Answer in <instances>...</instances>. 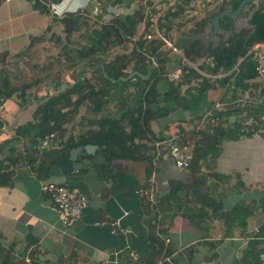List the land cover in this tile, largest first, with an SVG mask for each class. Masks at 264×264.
Returning a JSON list of instances; mask_svg holds the SVG:
<instances>
[{
	"label": "trees",
	"instance_id": "16d2710c",
	"mask_svg": "<svg viewBox=\"0 0 264 264\" xmlns=\"http://www.w3.org/2000/svg\"><path fill=\"white\" fill-rule=\"evenodd\" d=\"M57 1L31 0V8L40 15H48L47 5ZM107 1V4L116 5L123 0H94L100 10L94 18L91 12L84 9L53 17L62 27L63 55L69 61L74 56L80 62L77 78L71 83L57 81L54 83L55 89L61 85L63 88L54 94L35 98L36 104L29 119L15 126L11 137L0 142V186L11 185L13 168L18 162L28 165L40 182H44L50 179L47 176L48 168L56 164L60 156H67L70 148L95 144L106 153V160L143 163L145 182L140 188L146 193L151 186L150 177L157 169L154 164L155 146L166 139L162 132L152 131V121L167 117L175 109H196L208 91L215 89H224L221 92L222 98L229 93L238 96L244 91H248L254 100L264 96V90H259L261 83L255 72L253 54L247 53L253 44L264 43L263 8L253 10L249 15L246 22L248 27L238 32L230 31L226 38L218 40L214 45H205L200 39H194L196 34H202L215 15L227 9L234 11L241 0L205 2L199 14L193 11V0H173L163 9L155 7L151 0H126V4L134 5L131 11L110 14L108 19H104L102 15L107 12ZM249 11H245L243 16H247ZM231 25L228 17L219 20L222 30H230ZM74 33L84 42L71 48L68 44L73 43L71 37ZM147 35L150 37L147 38ZM42 37L43 32L28 37V43L23 49L25 53ZM55 40H59V37L56 36ZM117 47L122 50L116 51ZM23 50L12 56H24ZM7 57L6 51L0 52V104L12 95H16L21 102L26 101L25 90L38 84L39 78H34L30 83L13 84L10 71L5 67L16 62H11L13 58ZM151 65L154 67L147 79H121L132 71L145 75ZM175 70L179 71L178 77L170 80L168 75ZM108 106L113 112H107ZM81 107L82 113L79 110ZM230 110H211L209 119L216 125L212 131L204 128L191 130L180 139L172 140V143L189 149L188 167L195 166L198 161L213 160L222 139L238 135L249 137L263 126L260 118L264 115L261 114V102L242 108L236 104L232 112L240 114L233 122H229L226 117ZM242 111L244 114L241 115ZM248 117H252L256 124L244 132L241 130V121ZM212 122L206 123L205 127ZM225 123L230 127H221ZM67 125L70 127L67 128ZM50 134L53 135V141L48 147L41 148V142ZM19 141L22 142V148L16 152ZM5 146L8 147V154H3ZM91 167L100 180L121 187L126 171L114 172L102 165ZM85 170L82 168L78 172ZM78 189L83 192L82 188ZM190 190L192 188L189 185L173 181L169 183V192L154 204L144 193L140 195L142 206L149 212L142 220L147 233L137 238L135 246L131 245L124 251L127 254L124 264H155L161 260L160 257L168 250H163L161 243L150 235L155 225L163 227L158 222L159 216L152 211L158 209L157 213L164 214L167 202L176 201L179 192L187 193ZM193 193L198 195L196 188ZM199 196L202 202H198V206L204 210L206 219L220 209L219 200L209 195ZM259 206L264 211L263 202L260 201ZM247 209V206L238 203L229 211L233 215H226L227 212L224 220L238 216L237 219L241 221L234 223L243 231L245 217L250 214ZM204 216L198 214L195 217L202 219ZM164 231L165 227L158 232L161 234ZM254 235L239 249L233 264H256L259 254L264 251V221ZM260 243H263V247L257 248ZM201 246L210 250L216 246V242L204 241ZM130 250L137 253L134 259L129 256ZM163 261L160 262L170 264ZM0 264L26 263L23 253L15 254L12 244L3 245L0 241Z\"/></svg>",
	"mask_w": 264,
	"mask_h": 264
},
{
	"label": "crops",
	"instance_id": "0c3cea01",
	"mask_svg": "<svg viewBox=\"0 0 264 264\" xmlns=\"http://www.w3.org/2000/svg\"><path fill=\"white\" fill-rule=\"evenodd\" d=\"M84 1L65 0L63 2L67 5L63 7L59 3L53 7L54 11L59 12L57 16L51 15L50 2L47 5L48 17L58 18L64 12L81 10ZM129 4L127 12L134 6ZM122 5H126V0L122 1ZM106 9L108 12H103L105 16L102 15L104 19H108L110 14H121L114 13L119 10L117 7ZM28 12L36 13L32 16L35 21L47 17L29 7L25 12L18 10L15 15L22 24L19 22L21 26L13 28V34L8 32L0 39L1 43L10 46L0 48V52L6 51L9 56L21 50L23 46L16 47L12 42H23L28 37L29 27L23 26ZM94 17L97 16H92ZM221 32L218 40L229 34L225 32L227 35L222 36ZM216 42L217 40L212 41L211 44ZM175 53L179 54L178 51ZM258 78L261 83L259 90H264V78ZM223 91V88L208 91L205 99L194 110L175 109L167 117L151 122L152 131L162 132L166 139L155 146L154 164L157 169L150 177L151 186L146 193L140 188L145 182L143 163L137 162L117 161V169H111L114 172L126 171L121 187L100 180L91 166L85 167L86 170L82 173L72 171L60 177H49L51 181L82 188V193L86 196L87 205L80 218L67 228L61 226L50 210V198L41 191L40 180L28 165L16 163L11 185L0 186L1 243L12 244L15 254L23 253L26 264H124L127 261L124 251L131 245L135 246L137 238L147 233L142 220L149 212L142 206L140 195L144 193L151 204H154L169 192V183L176 181L189 185L192 190L187 193L181 191L176 201L167 202L164 214L157 213L158 209L152 211L159 216L158 222L163 227L155 225L150 235L161 243L163 250H168L157 261L164 260L170 264H233L239 249L255 236L253 228L258 230L264 221V211L259 209V202L264 204V118L262 133L252 137L238 135L222 139L213 160H202L201 163L198 161L193 167L179 170L168 154L172 140L180 139L186 132L202 128L206 131L213 130L216 125L209 119L211 110L219 112L231 109L226 117L229 122H233L240 114L232 112L236 104L242 108L261 102V114H264V96L254 100L248 91H244L238 96L236 93H229L222 98ZM15 97L16 95H12L7 99L0 110V142L10 138L12 129L27 121L32 112L28 113V107L24 109L15 102ZM26 99L28 101L30 95H26ZM107 108V112H113L109 106ZM208 122L212 123L205 127ZM221 127L230 125L225 123ZM21 144V141L16 144V152L21 151ZM3 154H8L7 146L4 147ZM195 188L197 196L193 193ZM199 195H209L221 203L220 209L207 219L204 210L198 206V202H202ZM238 203L247 206V212L250 213L245 217L243 231L234 223L241 221L237 219L238 216L224 220L227 212L226 215H233L229 211ZM198 214L204 218L195 217ZM116 218H120V227L113 230L109 223ZM164 227V233L160 234L158 231ZM204 241H214L216 246L209 250L201 246ZM261 247L263 243L257 245V248ZM256 264L264 263L259 258Z\"/></svg>",
	"mask_w": 264,
	"mask_h": 264
},
{
	"label": "rangeland",
	"instance_id": "374dc122",
	"mask_svg": "<svg viewBox=\"0 0 264 264\" xmlns=\"http://www.w3.org/2000/svg\"><path fill=\"white\" fill-rule=\"evenodd\" d=\"M63 1L65 2V0H61V1L58 0L57 2H51V9L53 11L51 10L50 12L52 16H57V14L59 13L56 10L54 11L53 8L54 6H57L59 3L61 4V7L67 5ZM151 1L155 7L163 9L166 6V4H168V2L169 4H171L173 0H151ZM213 1L214 0H193L192 5L193 8H195V10L193 11L199 14V12H201L203 7L205 6L204 5L205 2H213ZM1 3L2 6L0 5V35H1L0 39H2L4 35H7L6 33L11 32L13 28L17 26H21L18 23L21 22L22 24V21L19 20V18L15 15V13L18 10L25 12L26 10H28V7L31 8V1L29 0H8V1H2ZM107 3H109V1L105 3L106 11H107L106 9L107 7L109 8L117 7L119 8V10H117L118 12L116 11L114 13H121V14L126 13L129 10L128 8V5H130L129 3L126 4L125 6L122 5V2L115 3L116 5H110ZM94 5H95L94 0H85L83 2L82 9L90 13ZM27 14H28V18L23 22V26L29 27L28 29L29 31L27 32L28 37L38 36L41 32H43L44 37H42V40L35 42L29 49H27L26 53L25 50L23 49L28 43V37L26 39L24 38L23 41L24 43L22 42V40L19 42H12L14 43V45H17L16 47L23 46L20 51L23 50L24 56H21L22 58L21 57L16 58V56L14 57L12 56L13 54H10L6 59L13 58L11 59V62H16V63L8 64L5 67V69L10 71L9 73L10 79L15 85L21 83H30L34 78H39L38 84L29 87L24 92V94L30 95V99L28 101L21 102L20 99H18L19 100L18 101L16 97L13 98V100L17 102L20 106L24 107V109L25 107H28L26 111L30 113L35 107L36 104L35 98L40 96H45L46 94H54L55 92H57V90L63 88V85H61L60 87L55 89L54 86L55 82L58 81V82L71 83L77 78L76 74L79 69L80 62L75 60L76 57L74 56L72 57V60L69 61L63 55L62 45H64V37L61 31L62 27L54 20V18L48 17L47 15L46 18L42 17L39 21H35L32 17L34 14L36 15L35 12L33 13L28 12ZM43 16L45 17L46 15ZM243 26L245 27L244 24L241 25V27ZM11 34H13V32H11ZM56 36L59 37V40L57 41L55 40ZM71 40L73 43L68 44V47L71 46V48L77 47L79 44H82L84 42L83 39L78 37L77 33H74L72 35ZM5 47H10V46L9 45L6 46L4 45V43H1L0 41V48H5ZM118 48L119 47H117V49L115 50L116 51L122 50ZM70 55H73V53H71ZM79 110L82 113L83 108L81 107ZM28 113H26L25 118H27ZM66 127L69 128L70 125H67Z\"/></svg>",
	"mask_w": 264,
	"mask_h": 264
},
{
	"label": "built area",
	"instance_id": "2783aa9c",
	"mask_svg": "<svg viewBox=\"0 0 264 264\" xmlns=\"http://www.w3.org/2000/svg\"><path fill=\"white\" fill-rule=\"evenodd\" d=\"M99 12L100 10L97 4H95L91 9V15L95 16L99 14ZM149 37L150 35H147V38ZM167 44L168 46H171L169 43ZM247 53L253 54V58L255 60V72L257 76L264 78V43L253 44ZM178 74L179 71L175 70L168 75V78L170 80L176 79ZM2 106L3 103L0 104V110ZM260 118L263 120L264 115ZM253 124H256V122L252 117L245 118L241 121V130L246 132ZM261 132H263V126L258 128V130L252 133L249 137L257 135ZM52 141L53 135L50 134L41 142L40 147H48ZM168 154L177 169H187L190 158L189 149L186 147H180L178 144L173 142L169 145ZM40 189L42 192H45L49 195V208L54 213L57 221L64 228L71 226L76 220H78L81 216L82 210L87 205L86 196L74 186H65L63 184L57 183L56 181L47 180L40 183ZM109 225L111 229L116 230L120 227V218L112 220ZM253 231L257 232V228L254 227ZM129 255L132 259L136 257V254L132 250L129 251ZM259 258L264 263V251L259 254ZM155 264L162 263L157 262Z\"/></svg>",
	"mask_w": 264,
	"mask_h": 264
},
{
	"label": "water",
	"instance_id": "95a60500",
	"mask_svg": "<svg viewBox=\"0 0 264 264\" xmlns=\"http://www.w3.org/2000/svg\"><path fill=\"white\" fill-rule=\"evenodd\" d=\"M247 3H253L256 9H264V0H241L234 11L224 10L221 13L212 17L204 29L205 33L196 34L194 39H200L204 44L218 40V34L221 32L219 26V20L223 17H228L230 20H233L240 14L243 8ZM232 22V21H231ZM245 27L247 26L246 22H243ZM241 29V26L234 30L238 32ZM226 36L227 34H222ZM154 67L151 65L147 70L145 75H141L137 71L130 72L126 77L121 78L122 80L132 79L134 77H139L141 79H147L150 70ZM113 81V80H112ZM119 160H106V153L100 151L97 145L95 144H85L77 145L68 150L67 156H60L56 164L51 165L47 170L48 177H60L63 174H67L72 171H78L85 167H90L91 165H102L104 167L116 170Z\"/></svg>",
	"mask_w": 264,
	"mask_h": 264
},
{
	"label": "flooded vegetation",
	"instance_id": "af4514ba",
	"mask_svg": "<svg viewBox=\"0 0 264 264\" xmlns=\"http://www.w3.org/2000/svg\"><path fill=\"white\" fill-rule=\"evenodd\" d=\"M250 10L247 16H243L244 12ZM253 10H256V7L253 3H247V5L243 8V10L240 12V14L232 21V25H231V29L230 30H222L220 28V30L222 31L221 33L224 34L225 32L230 33V31H234L238 25L241 26L244 23L243 22H247V18H249V15L253 12ZM244 27V26H243ZM241 27V29L243 28ZM203 33H205L203 31ZM223 36V35H222ZM214 42V41H213Z\"/></svg>",
	"mask_w": 264,
	"mask_h": 264
}]
</instances>
